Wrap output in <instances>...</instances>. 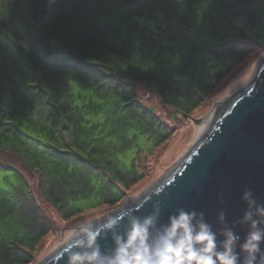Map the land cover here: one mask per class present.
<instances>
[{
    "label": "trees",
    "instance_id": "obj_1",
    "mask_svg": "<svg viewBox=\"0 0 264 264\" xmlns=\"http://www.w3.org/2000/svg\"><path fill=\"white\" fill-rule=\"evenodd\" d=\"M262 47L264 0H0V264L38 262L55 217L145 188L143 149L118 158L128 136L158 162L161 115L204 112Z\"/></svg>",
    "mask_w": 264,
    "mask_h": 264
},
{
    "label": "water",
    "instance_id": "obj_2",
    "mask_svg": "<svg viewBox=\"0 0 264 264\" xmlns=\"http://www.w3.org/2000/svg\"><path fill=\"white\" fill-rule=\"evenodd\" d=\"M255 79L235 99L224 103L218 120L186 162L131 207L137 216L149 214L159 202L161 223L178 209H185L203 212L205 220L218 230L217 214L223 211L227 225L243 241L248 229L238 223L245 210L242 193L251 191L264 203V58L257 65ZM101 243L103 248H111L109 240ZM47 264H66L63 251Z\"/></svg>",
    "mask_w": 264,
    "mask_h": 264
},
{
    "label": "clouds",
    "instance_id": "obj_3",
    "mask_svg": "<svg viewBox=\"0 0 264 264\" xmlns=\"http://www.w3.org/2000/svg\"><path fill=\"white\" fill-rule=\"evenodd\" d=\"M245 210L240 220L247 226L241 237L217 214L218 230L203 212L178 209L160 221L159 202L144 216L136 209L80 221L66 230L61 241L66 264H260L264 257V203L244 191ZM119 229V230H118ZM109 240L105 249L102 240Z\"/></svg>",
    "mask_w": 264,
    "mask_h": 264
},
{
    "label": "rangeland",
    "instance_id": "obj_4",
    "mask_svg": "<svg viewBox=\"0 0 264 264\" xmlns=\"http://www.w3.org/2000/svg\"><path fill=\"white\" fill-rule=\"evenodd\" d=\"M249 52L250 54L253 52L251 57L257 52L258 55L252 57V59L250 60V66L246 70H243L241 73L239 72L240 75H237L232 81L228 83L227 86L225 85L224 87L221 85L216 89L215 93L218 90L219 91L216 93L215 96L213 95L210 98V101L208 103H211L208 109H206L204 112L195 114L194 116H192V118L183 117V120L176 121H173L171 117L165 116L163 114L161 115L162 119H167L166 125L171 127V133L173 134V138L171 140V146L167 151L162 153L158 162L154 161L153 158H150V156L146 154L152 153V151L154 150L153 141L148 140L146 136L143 135H140L136 139L132 136V134L129 135V142L131 146H133V148L127 150L123 155L118 154V158L126 166H129L131 164L132 158L135 157L136 152L138 150L143 149L144 153H141L139 159L136 160V165H143L144 167V165L151 163L152 170L150 172L152 175H154L151 183H149L142 190L137 191L132 195H129L126 200L121 205H119V207L117 206L113 208L112 211L103 212L102 208L86 210L81 214H77L68 219H65L64 223L57 217H55V234L49 239V241L44 244L43 247L48 248V250L44 252L42 254L41 259L34 264H47V262L52 258L54 254L57 253V251L62 250L63 246L61 244V241L63 240V237L66 234V230L77 225L79 223L77 220L79 217H83L86 220L104 217L106 214L109 213H119L121 212L119 210H125L124 207L126 206L127 202H129V200L136 201L137 197L139 196V201L142 196V198H144L145 195L154 192V190L160 187V185L165 182L167 178H169V176L171 177V174L175 172L177 168L180 167V165L177 166V164H180L181 160L186 157V152L190 151L194 144L197 145V143H199L197 138L199 136L201 124H203V122H205V120L216 110L219 111V114L223 107H221L220 109H218V107L223 106L228 99L236 97L244 87L249 85V83L256 81L255 78L257 72V65L259 61L264 58V47H262V49L253 48ZM235 72L237 73V71ZM188 157L189 155L185 160H187ZM77 204L83 207L89 206L88 202L82 199H79ZM131 206H133V204ZM129 207L130 206H128L126 209H128ZM49 233H51V231ZM50 243L51 246L49 247Z\"/></svg>",
    "mask_w": 264,
    "mask_h": 264
},
{
    "label": "bare ground",
    "instance_id": "obj_5",
    "mask_svg": "<svg viewBox=\"0 0 264 264\" xmlns=\"http://www.w3.org/2000/svg\"><path fill=\"white\" fill-rule=\"evenodd\" d=\"M253 82H255V81H253ZM252 82V83H253ZM249 84H251V83H249ZM235 99V98H234ZM233 100V98H230V99H228L227 100V102H226V104L227 103H229V102H231ZM221 107H223L222 109H221V112L218 114V112L219 111H215L212 115H210L206 120H205V122H203V124H201V126H200V132H199V136H198V142L199 143H197V145H193L192 146V148H191V150L190 151H188V152H186V157L185 158H183V160H181V163L180 164H177V166H179V165H183L185 162H186V158H187V156L189 155H191V154H193V152L195 151V149L198 147V145L201 143V141H202V139L209 133V131H210V129L212 128V126L215 124V122L218 120V118H219V116L221 115V113L223 112V110H224V105L223 106H220V107H218V109H220ZM218 114V115H217ZM146 196V195H145ZM144 196V197H145ZM139 197V196H138ZM138 197H137V199H136V201H130L129 200V202H127V204H126V206L124 207V209H126L128 206H130L128 209H131V205L133 204V206H135L139 201H141L143 198V196L139 199V201H138ZM135 203V204H134ZM119 211H122V210H119ZM118 212H116V214H117ZM113 215H115V214H113ZM58 252V251H57Z\"/></svg>",
    "mask_w": 264,
    "mask_h": 264
}]
</instances>
